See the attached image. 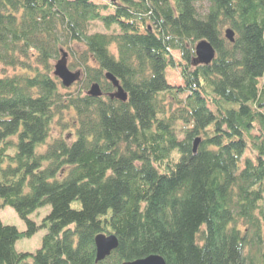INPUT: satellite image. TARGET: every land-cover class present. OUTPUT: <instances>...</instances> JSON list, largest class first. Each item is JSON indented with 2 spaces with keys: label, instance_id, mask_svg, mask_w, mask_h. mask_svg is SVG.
Segmentation results:
<instances>
[{
  "label": "trees",
  "instance_id": "obj_1",
  "mask_svg": "<svg viewBox=\"0 0 264 264\" xmlns=\"http://www.w3.org/2000/svg\"><path fill=\"white\" fill-rule=\"evenodd\" d=\"M6 205L26 229L0 216V264H264V0H0ZM99 233L118 247L97 261Z\"/></svg>",
  "mask_w": 264,
  "mask_h": 264
},
{
  "label": "water",
  "instance_id": "obj_2",
  "mask_svg": "<svg viewBox=\"0 0 264 264\" xmlns=\"http://www.w3.org/2000/svg\"><path fill=\"white\" fill-rule=\"evenodd\" d=\"M116 3L117 0H110ZM225 36L229 41H235V31L232 28L225 30ZM62 56L54 65V74L62 80V83L69 87L80 78V71H73L68 66V54L61 51ZM195 64H210L216 56V49L207 39L200 40L195 45ZM106 77L113 83L116 88L115 95L117 98L125 101L127 94L124 91L119 80L111 73H107ZM92 96H101L102 91L99 84L95 83L91 86L90 92ZM198 140L195 142V150L198 145ZM96 245V260L100 261L106 258L111 252L118 247V239L115 234L99 233L95 237ZM121 264H167L165 259L159 254H150L143 258L124 261Z\"/></svg>",
  "mask_w": 264,
  "mask_h": 264
},
{
  "label": "rangeland",
  "instance_id": "obj_3",
  "mask_svg": "<svg viewBox=\"0 0 264 264\" xmlns=\"http://www.w3.org/2000/svg\"><path fill=\"white\" fill-rule=\"evenodd\" d=\"M97 29L102 30L101 27ZM70 55H68V63L70 62ZM56 63V62H55ZM76 71V70H73ZM167 79L169 82H175L178 77L175 73V68L171 67L167 71ZM50 211V206L39 208L35 213L31 215L37 223H40L42 218ZM0 216L5 224H12L17 226L20 230H25V222L20 218L16 210L9 205L2 206L0 208ZM45 229H39L32 237H22L16 242V248L18 251L23 252H35L41 247L43 237L45 235Z\"/></svg>",
  "mask_w": 264,
  "mask_h": 264
}]
</instances>
